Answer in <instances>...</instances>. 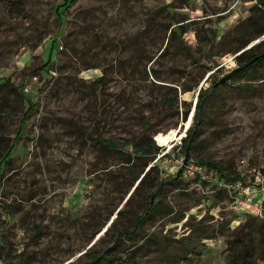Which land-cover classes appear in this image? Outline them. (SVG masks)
<instances>
[{"label":"rangeland","instance_id":"rangeland-1","mask_svg":"<svg viewBox=\"0 0 264 264\" xmlns=\"http://www.w3.org/2000/svg\"><path fill=\"white\" fill-rule=\"evenodd\" d=\"M259 1L0 0V152L13 144L0 264H82L107 248L113 264H264V58L211 91L188 157L181 145L197 91L264 49ZM148 138L144 164L124 140ZM149 193L153 215L114 239ZM246 238L254 249L232 259Z\"/></svg>","mask_w":264,"mask_h":264},{"label":"trees","instance_id":"trees-1","mask_svg":"<svg viewBox=\"0 0 264 264\" xmlns=\"http://www.w3.org/2000/svg\"><path fill=\"white\" fill-rule=\"evenodd\" d=\"M260 5L264 6V1H259ZM171 30L174 31L171 27ZM262 31H264V26L261 27ZM259 30V31H260ZM180 32H184L183 29L180 30ZM260 47H256L255 51L253 49H248L247 51H243V53H241L240 56H237L236 59L240 62L242 61L243 63L239 66H242L244 64H246L248 61H250V63L248 65H245L243 68L239 69L238 71H236L235 73H233L230 77H232L234 74L239 73L240 71H243L257 63H259L260 60H262L264 58V49L259 51ZM257 51H259L257 53ZM259 54H262L259 56ZM257 56L256 59L252 60L253 57ZM48 60L46 61L45 66L47 65ZM44 66V67H45ZM42 67V66H41ZM43 68V67H42ZM229 77V78H230ZM228 78V79H229ZM227 79V80H228ZM4 84H7V80L3 82ZM225 82L221 83V84H225ZM245 84L248 83H242V85L240 86H245ZM220 85V84H218ZM217 85V86H218ZM216 87V86H215ZM213 86H211L208 89H199L197 91L196 94V100L194 103V110H193V115H192V119H193V125L192 127L188 128V130L186 131V134L183 136L182 138V150L183 153L186 157L187 156V152L189 150V145L193 142L194 138L197 136V129L200 127V125L203 123V118H204V108H205V104L207 102L208 97L212 94V90L215 88ZM21 95V94H20ZM168 103L170 104V101H168ZM28 114V110L26 112L23 113V115L21 116L20 120H19V124L17 127V131L19 132L22 126V122L24 121V119L26 118ZM90 142L91 144H95L96 146H98L99 148H102L106 151H111V152H115L118 151V148L116 146V144L113 142V140L111 138H103V139H94V138H90ZM124 144L125 145H132L133 146V153H131L132 158L134 159H139L142 162L147 163L149 162L155 155V149H152V147L154 146V142L152 139L148 138L146 140V142L144 143V145H140L139 143H132V140L130 139H126L124 140ZM13 147V144H5V147L3 149V153L0 152V157L1 159L4 158L5 155H7L11 149ZM137 151L139 152V154H137ZM197 163L205 168H209V169H213L216 173H218L219 175H223L222 171L226 170V173L228 171V169H226L225 166L222 165L221 161H211V160H207V159H202V158H198ZM127 169H131V166L128 165ZM142 174L140 177H138V174ZM136 176H133V181L137 180V184L136 186L140 185L143 183V180L146 178L147 176V170L143 171L141 170ZM225 176V174H224ZM135 186V188H136ZM161 184L159 183L157 186V190H156V194H159V190H160ZM153 193H149L147 196V200L145 202V205L142 209L141 214H133V220L132 221V225L130 230H119L118 228L115 229L114 231V239L118 238L120 234H134L139 227L142 225V223L144 221H146L147 219H149L153 213L156 210V206H157V200H154ZM116 213L118 215L120 214H125L122 210H117ZM112 223V222H111ZM105 231H107V227L105 228ZM119 239V238H118ZM248 242H249V238H246L242 244L239 246V249L233 250L232 253L229 254V256H231V258H235L236 256H238L239 254H248L247 251L248 250H253L254 247H248ZM4 245V242L1 244V246ZM253 248V249H252ZM84 254H86L85 256H87V259L82 263V264H113V260L114 259H120V257L118 258H112L109 256V254H112L109 251V248L105 249V250H101L100 252L96 253L95 255L93 254V251H88V252H83ZM12 264V263H10Z\"/></svg>","mask_w":264,"mask_h":264},{"label":"water","instance_id":"water-1","mask_svg":"<svg viewBox=\"0 0 264 264\" xmlns=\"http://www.w3.org/2000/svg\"><path fill=\"white\" fill-rule=\"evenodd\" d=\"M262 54H259V56ZM257 56L253 57L252 60L256 59ZM250 63V61H248L246 64L242 65V66H237L236 68L232 69L231 71H229L227 74H225L223 77H221L220 79H218L216 82H214L212 84L213 87L217 86L218 84H221L223 82H225L233 73H235L236 71H238L239 69L243 68L245 65H248ZM185 160V158H184Z\"/></svg>","mask_w":264,"mask_h":264}]
</instances>
